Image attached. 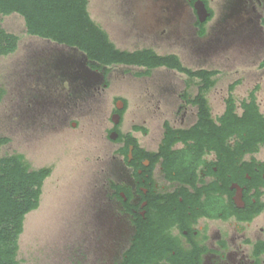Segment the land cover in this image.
<instances>
[{"label": "flooded vegetation", "instance_id": "af4514ba", "mask_svg": "<svg viewBox=\"0 0 264 264\" xmlns=\"http://www.w3.org/2000/svg\"><path fill=\"white\" fill-rule=\"evenodd\" d=\"M196 1L130 0L124 11L132 15L131 22L117 28L115 34L124 42L179 44L197 58H211L225 47L238 46L245 48L248 56L261 55L264 60V0H222L218 17L210 0H203L211 13L205 21L200 20ZM223 20L241 29L226 37ZM212 37L210 47L207 44ZM46 44L40 49L25 45L26 50L30 48L18 78V124L23 140L29 143L43 128L66 126L71 115L85 118L106 112V90L116 80L133 76L134 66L105 65L86 59L73 48ZM256 87L257 97L260 85L248 95ZM155 90L169 98L175 92L173 84L166 81ZM184 95L179 93L176 100L180 102L165 109L169 118L162 122L160 137L149 145L142 144L135 134L144 137L149 133L147 124L155 113L149 104L144 105L130 131L121 129L128 110L123 98H114L109 124L99 120L108 142L103 144L106 150L98 155L88 182L92 230L84 252L93 256L89 264H264L261 129L259 135L188 136L175 141L170 151H163L166 122L174 129H190L199 121L200 106ZM244 99L237 103L238 113L244 111ZM119 100L125 102L122 110L117 109ZM225 108L226 104L214 116L210 105L211 118L217 121ZM117 113L121 120L115 124ZM69 124L79 127L80 123ZM136 126L139 129H134ZM111 134H116V139H111Z\"/></svg>", "mask_w": 264, "mask_h": 264}, {"label": "rangeland", "instance_id": "374dc122", "mask_svg": "<svg viewBox=\"0 0 264 264\" xmlns=\"http://www.w3.org/2000/svg\"><path fill=\"white\" fill-rule=\"evenodd\" d=\"M88 1L91 17L110 34V39L118 48L129 51L153 48L160 54L176 53L183 64L192 69L220 70V74L214 77L215 85L207 92L214 116L224 109L228 86L239 79L241 83L233 92L236 102L239 103L242 98L248 96L253 87L260 85L257 102L264 114V68L260 66L261 55L248 56L245 48L235 46L225 47L211 58H197L187 47L179 44L150 45L141 41L124 42L115 32L117 28L131 22L132 15L125 14L124 11L130 6V0ZM132 1L135 3V0ZM220 2L222 0H210L216 17L220 13ZM164 14L167 17L166 13ZM222 24L226 37L241 29L232 21L223 20ZM2 25L7 31L17 34L20 42L15 53L0 55V88L6 93L0 102V135L10 138V141L0 148V156L21 154L31 170L52 169L44 181L39 207L25 217L24 229L19 237L17 258L22 264H89L93 256L84 252L88 243L86 239L92 230L88 223L92 216V210L88 206V202L91 201L88 182L91 168L98 162V155L104 154L106 149L103 144L108 142L99 120L103 119L109 124V112L113 107L114 98H123L128 103V110L121 129L124 132L130 131L144 112V105L149 104L152 112L155 111L147 124L149 133L144 137L135 133L140 137L142 144L149 145L150 140L160 137L162 122L169 118L164 114L165 109H170L176 101L180 102V99L176 100L179 93L193 97L197 93L198 80L189 79L183 73L169 71L163 67L152 69L148 74H152L151 77L136 78L135 75L146 74L145 69L131 67L132 77L120 78L106 90L103 105L106 112L101 115H89L85 117L87 119L76 114L71 115L68 122L78 120L79 127L68 123L66 126L58 124L57 128L50 130L43 128V133L33 143L25 142L18 124L17 105L20 69L24 55L30 48L26 50L25 45L31 44V49L45 48L48 45L46 40L27 33L25 20L17 13L3 16ZM240 35H244L243 32ZM231 54L237 57L230 58ZM164 81H170L174 86L175 92L170 98L159 95L155 90ZM263 216L264 214L260 216L261 220Z\"/></svg>", "mask_w": 264, "mask_h": 264}, {"label": "trees", "instance_id": "16d2710c", "mask_svg": "<svg viewBox=\"0 0 264 264\" xmlns=\"http://www.w3.org/2000/svg\"><path fill=\"white\" fill-rule=\"evenodd\" d=\"M88 4V0H0V55L13 54L19 47L20 37L2 25L3 16L17 13L24 18L29 35L76 46L90 59L105 65L142 67L147 75L152 69L167 67L185 74L189 79H197V93L193 97L184 96L200 106L199 121L190 129H174L166 122L163 151H170L171 145L178 139L198 134L259 135L261 129L264 136V114L256 97L258 87L241 101L244 111L238 113L233 92L241 80L231 83L225 99V111L216 121L211 118L207 92L215 85L214 77L220 74V70L192 69L185 66L176 53L160 54L153 48L120 49L107 31L91 17ZM260 66L264 67V60ZM4 95L5 90L0 88V102ZM128 135L138 145L132 132ZM9 141V137L0 136V148ZM138 151L143 152V149L138 147ZM51 172V168L31 170L21 154L0 156V264H22L17 255L24 220L28 213L39 207L44 181Z\"/></svg>", "mask_w": 264, "mask_h": 264}, {"label": "water", "instance_id": "95a60500", "mask_svg": "<svg viewBox=\"0 0 264 264\" xmlns=\"http://www.w3.org/2000/svg\"><path fill=\"white\" fill-rule=\"evenodd\" d=\"M195 7L197 8L198 10V15H200V20L201 21H205L206 18L208 16H210V11L208 10L207 6H206V3L203 1V0H198L196 1L195 3ZM43 40H46L48 41L49 43H54L56 45H60V46H67V47H70V48H73L75 50H78V51H81L83 52L82 50H80L78 47L76 46H71V45H67V44H61V43H58V42H55V41H52L51 39H45V38H42ZM83 54L85 55L86 59H89L88 55L83 52ZM124 106H125V102L124 100H119L117 101V109L118 110H122L124 109ZM121 120V115L119 113H117L116 115L113 116V122L115 124L119 123ZM116 134H111L110 138L111 139H116Z\"/></svg>", "mask_w": 264, "mask_h": 264}, {"label": "bare ground", "instance_id": "6f19581e", "mask_svg": "<svg viewBox=\"0 0 264 264\" xmlns=\"http://www.w3.org/2000/svg\"><path fill=\"white\" fill-rule=\"evenodd\" d=\"M217 32V31H216ZM216 34V33H215ZM223 34H224V32H221L219 35L220 36H223ZM226 35V34H225ZM213 37H214V35H213ZM213 37L208 41V46H210V47H212V44H210V42H211V40H213ZM214 45V44H213Z\"/></svg>", "mask_w": 264, "mask_h": 264}, {"label": "crops", "instance_id": "0c3cea01", "mask_svg": "<svg viewBox=\"0 0 264 264\" xmlns=\"http://www.w3.org/2000/svg\"><path fill=\"white\" fill-rule=\"evenodd\" d=\"M160 68V67H159ZM163 68H166V69H169V68H167V67H163ZM156 69V68H155ZM170 70H173L174 71V69H169V71ZM178 72V71H177ZM167 78H170V77H167ZM169 83H170V81H169Z\"/></svg>", "mask_w": 264, "mask_h": 264}]
</instances>
